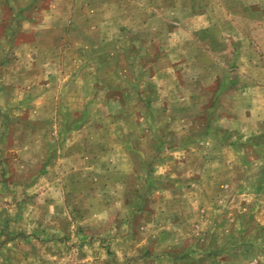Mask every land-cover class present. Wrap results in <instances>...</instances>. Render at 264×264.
I'll list each match as a JSON object with an SVG mask.
<instances>
[{
	"label": "rangeland",
	"instance_id": "1",
	"mask_svg": "<svg viewBox=\"0 0 264 264\" xmlns=\"http://www.w3.org/2000/svg\"><path fill=\"white\" fill-rule=\"evenodd\" d=\"M256 128L264 0H0V264H264Z\"/></svg>",
	"mask_w": 264,
	"mask_h": 264
},
{
	"label": "crops",
	"instance_id": "2",
	"mask_svg": "<svg viewBox=\"0 0 264 264\" xmlns=\"http://www.w3.org/2000/svg\"><path fill=\"white\" fill-rule=\"evenodd\" d=\"M105 2V1H104ZM135 4H139V3H135ZM107 3H101L100 6H103V7H106ZM129 19L131 20H136L135 17H129ZM253 114V113H252ZM258 116V115H257ZM257 119H260L259 117ZM251 120V119H250ZM261 130V129H260ZM258 128H256L254 130L253 135L254 136H258V137H255L253 138L252 140H255L257 143H253L254 141H251L249 143H247L248 141H246V146H249V144L251 143L250 147L251 148H254V149H258V150H264V136L263 135H259V134H263L264 131H260ZM264 162L262 161L261 164H263ZM259 179L260 180H264V170H260L259 174ZM261 198L264 199V191L263 190H257V191H253V192H246V214H249V212H251V214L253 213H258L260 209H264V206H260V200ZM253 200V202H252ZM250 203V206H252L253 210L251 209V207L247 204ZM261 211V210H260ZM264 211V210H263ZM262 211V212H263ZM251 217H246V225L251 223ZM255 222V220H254ZM258 222V221H257ZM260 226H263V225H260ZM259 225H256L255 229L258 230V237H257V241L258 243H256V241H250V240H246V246H261V245H264V234L261 235V229L263 227H260Z\"/></svg>",
	"mask_w": 264,
	"mask_h": 264
}]
</instances>
